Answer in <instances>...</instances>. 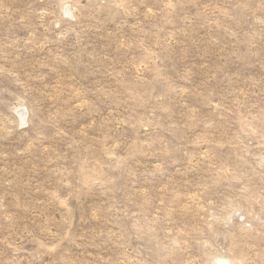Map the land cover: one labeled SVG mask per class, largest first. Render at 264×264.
<instances>
[{"label": "rangeland", "instance_id": "374dc122", "mask_svg": "<svg viewBox=\"0 0 264 264\" xmlns=\"http://www.w3.org/2000/svg\"><path fill=\"white\" fill-rule=\"evenodd\" d=\"M0 264H264V0H0Z\"/></svg>", "mask_w": 264, "mask_h": 264}]
</instances>
